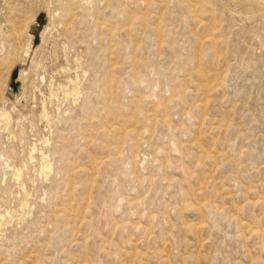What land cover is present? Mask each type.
<instances>
[{
    "label": "rangeland",
    "instance_id": "374dc122",
    "mask_svg": "<svg viewBox=\"0 0 264 264\" xmlns=\"http://www.w3.org/2000/svg\"><path fill=\"white\" fill-rule=\"evenodd\" d=\"M0 264H264V0H0Z\"/></svg>",
    "mask_w": 264,
    "mask_h": 264
},
{
    "label": "bare ground",
    "instance_id": "6f19581e",
    "mask_svg": "<svg viewBox=\"0 0 264 264\" xmlns=\"http://www.w3.org/2000/svg\"><path fill=\"white\" fill-rule=\"evenodd\" d=\"M70 93L73 94V92H70ZM149 117H150V116H149ZM14 175L16 176L17 179L20 178L19 176L21 175V171H19V169H17V170L15 171Z\"/></svg>",
    "mask_w": 264,
    "mask_h": 264
}]
</instances>
